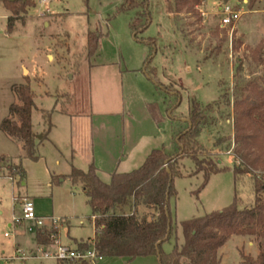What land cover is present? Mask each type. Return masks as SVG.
<instances>
[{
    "label": "rangeland",
    "instance_id": "obj_1",
    "mask_svg": "<svg viewBox=\"0 0 264 264\" xmlns=\"http://www.w3.org/2000/svg\"><path fill=\"white\" fill-rule=\"evenodd\" d=\"M40 1L31 0L33 5L22 13L25 22H17L10 33L7 24L11 12L0 3V126L15 100L12 85L25 83L27 78L35 93L34 130L40 135L48 131L43 111H49L61 143L66 141L65 117L57 109L81 110L93 97L104 105L112 101L117 104L119 98L114 89L118 87L128 118L116 120L107 129L111 148L119 151L123 137L132 132L138 138L146 136L142 144L152 141L155 148L175 154L178 152L176 133L188 127L187 121L182 123L179 119L189 117L192 101L196 100L205 118L197 140L202 148L219 158L225 170L212 174L201 188L203 173L191 175L195 169L192 158L188 155L181 158V173L174 177L177 197L172 201L179 228L164 243V250L171 252L176 242H184L180 226L184 220L221 210L235 201L240 209L254 206L252 176L241 175L236 179L233 171L234 165L243 163L241 154L236 152L234 103L245 96L250 82L264 88V0L246 3L245 0H170L172 12L168 10L167 0H147L149 24L145 30L141 27L145 19L140 17L144 8L122 10L125 0H49L50 11L45 16L40 15L45 10L40 8ZM227 4L242 9L243 15L223 26L219 8ZM89 31L100 34L97 53L91 57L86 51ZM149 39L155 40L154 46ZM159 82L166 91L158 86ZM178 92L180 97L174 95ZM147 101L152 125L144 120ZM72 102L74 105L69 106ZM151 106L155 107L158 119ZM50 130L47 138L39 142L37 154L41 157L36 160L27 157L23 164L27 187L19 183L14 190L10 179L0 178V242L6 247L5 255L0 250V264H57L55 258L45 256L44 249L54 253L59 245L71 239L78 245L88 241L81 239H88L94 233L89 219L91 207L81 185L68 177L61 181L56 176L70 171V157L65 144L58 150L46 141ZM258 136L250 152L258 161L255 173L264 178V133ZM0 153L15 157V147L1 128ZM4 157L1 164H7L8 175L18 179V175L12 174L13 168L10 169L17 163ZM26 190L38 216L59 219L57 224L46 223L43 227L57 228L59 234L51 235L52 243L39 245L37 249L36 232L28 228L30 221L24 222L17 236L9 226L14 215L23 216L22 205L14 196L18 191L26 194ZM144 210L147 214L148 209ZM121 211L116 208V212ZM64 218L71 220L70 226V221ZM253 226L254 235H233L219 249V264H247L244 255L256 259L264 251V222ZM15 238L21 243L22 255L11 254L10 245ZM31 249L36 256H31ZM97 264L160 263L157 256L151 255L133 260L104 257Z\"/></svg>",
    "mask_w": 264,
    "mask_h": 264
},
{
    "label": "trees",
    "instance_id": "obj_2",
    "mask_svg": "<svg viewBox=\"0 0 264 264\" xmlns=\"http://www.w3.org/2000/svg\"><path fill=\"white\" fill-rule=\"evenodd\" d=\"M167 2L168 10L172 12L170 0ZM0 3L11 12L7 24L9 33L17 22H25L22 13L28 6L33 5L31 0H0ZM146 4L147 0H125L121 7L122 10L144 8V12L140 14V17L145 19L141 22L143 30L149 24ZM99 38L100 34L97 32H88L86 51L89 57L97 52ZM149 43L154 46L155 40L149 39ZM79 64L80 62H77V66ZM25 80V83L12 85L15 101L10 105L9 116L2 120L0 128L6 135L23 144L27 157L36 160L38 144L32 124L35 93L31 88L30 79ZM158 84L166 91L160 82ZM174 95L180 97L179 92ZM151 108L153 115L158 119L155 107ZM61 110L66 112L64 108ZM234 111L236 152L241 154L243 163L234 165L233 171L236 179L241 175L252 176L254 206L240 209L235 201L221 210L184 220L180 223L184 242H176L171 252L164 250V243L169 241L179 228L172 201L177 197L174 177L181 173V158L184 155L192 158L195 169L191 175L203 173L204 182L201 188L206 185L212 174L225 170L219 158L202 148L197 140L204 129L205 118L200 104L193 100L190 115L186 120L188 127L181 129L175 136L177 153L170 155L162 148L154 149L142 166L127 173L115 172L109 183L101 180L94 164L86 171L74 167L69 175L59 176L62 181L68 177L74 184L80 181L84 183L88 203L97 215V231L94 238L78 243V249L84 251L93 246L100 256L128 260L155 255L160 264H219V249L231 236L254 235L256 230L253 225L264 222V178L255 173L254 167L258 161L252 157L250 150L259 137L258 134L264 133V88L255 81L250 82L246 87L245 96L234 103ZM43 118L49 126V131L52 127L51 113L44 110ZM48 131L43 134L42 140L47 138ZM4 160L5 157L0 156V166ZM12 168V174L18 175V183H21L26 177L24 168L21 164H13L10 166L11 171ZM118 207L121 212H116ZM141 207L148 209V213L140 212ZM53 234H59L57 228L38 229V244L47 246L52 243ZM243 257L247 264H264V251H261L256 259L246 255Z\"/></svg>",
    "mask_w": 264,
    "mask_h": 264
},
{
    "label": "crops",
    "instance_id": "obj_3",
    "mask_svg": "<svg viewBox=\"0 0 264 264\" xmlns=\"http://www.w3.org/2000/svg\"><path fill=\"white\" fill-rule=\"evenodd\" d=\"M51 1H49L46 4L40 3V8L45 9V10H42L40 12L41 16H45L46 11L47 12L50 11V5L49 4ZM244 2L246 3L247 0H245ZM241 11H242V9H241ZM242 15H243V11H242ZM9 16H10V14L8 15V17ZM24 67H26V66L23 65V68ZM30 75H31V71H30ZM114 92L115 93L117 92V94H118L119 101L117 104H114L112 101L110 104L104 105V104H101L99 101H97V99H95L93 97V98H90V101L88 99L86 106L81 110L68 109L67 108L66 112H63L61 109H57V112L59 113V115H61V117H63V116L65 117V120H63L64 121L63 129L65 130L64 133H65L66 141H65V143H61V141H60L61 137H59L60 135L57 134V132L55 133V131L58 129L56 124H53V127L50 130L48 139L46 141L51 143V145L56 147L58 150L60 147L63 148V146H64L63 144H65L66 148H68L66 151L70 157L68 159L69 160L68 162L70 164L71 169L68 173L59 174V175L54 174V175H56V176L69 175L74 167L86 171V170H88V168L91 164H94L97 168V174L101 178V180H103L106 183H109L112 179V175L115 172L127 173V172H131V171L139 168L140 166L143 165V163L145 162L148 155L152 152V150L157 149V148H155L156 145H154L152 143V141H147V142L142 144L143 137H146V136L138 138L137 135L135 133H132V132H129L127 134V136L123 137L119 151L118 150L114 151L115 149L111 148L110 144L108 143L107 136H106L107 129L110 127L112 128L113 122H115L116 120L118 121L119 119L123 118L124 121L125 120L127 121V118H128L125 116V113H126L125 105L123 107L121 104V99H120V96L122 94V93H120V92H122L121 88L118 89V87H117V90L115 91V89H114ZM98 100H99V98H98ZM73 102H74V100H73ZM73 102L71 104L69 103L70 104L69 106L74 105ZM145 105L147 106V108H146L147 110L145 109V114H144L145 119L144 120L147 122V124L152 125L151 123H153L152 122L153 116L151 115V113L149 112V109H148L149 102L147 101L145 103ZM186 120L187 119L184 117L179 119V121H181L182 123H184V121H186ZM33 130H34V126H33ZM34 132H35L36 137H37V144H39L40 140L42 139V138H39V136H43V135L42 134L40 135L39 131L34 130ZM2 133L5 135L6 139H8V142L11 143L15 147V153H14L15 157L5 155L3 153H0V156L1 155L7 156V157H9L10 161L16 162L17 164H21L22 167L24 168L23 164L25 163L27 156L25 154L23 144L21 142L15 140V139L9 137L3 131H2ZM40 144H41V142H40ZM40 144L37 147V151L40 148ZM167 153L172 155L170 152H167ZM37 155H38V158L41 157L39 152ZM24 170L26 172L25 168H24ZM49 172H50L51 177H52L53 176L52 171L49 170ZM0 178L10 179L12 181V187L14 190H15L16 184H19L18 183L19 178L13 179L12 177H10L8 175L7 164H1V166H0ZM63 180H65V179H63ZM21 184L24 186V188L27 187V185H28L27 172H26V177L21 182ZM76 185H81L82 192L86 196L85 191H84V183L78 182ZM23 198H30L31 199V197L28 195V190H26V194L24 193L23 195L21 194V191H18L17 195L14 196V199L16 201H18V203H20L21 205H22ZM86 199H87V203H88L89 199L87 196H86ZM144 209L145 208H143V209L140 208V212L144 213V211H145ZM0 214H2V211H0ZM39 217L46 219V223L50 224V217H45V216H39ZM96 218H97V215H95L93 213V210L91 208V215H90L89 219H90V221L94 227V233L88 239H81V240H91L94 238L96 231H97V227L95 224ZM64 219H68V218H64ZM68 220L70 221V224H69V226H70L71 220L70 219H68ZM25 221L26 220H24L22 218V216H15L14 215L12 222L9 223V226L14 228V232L16 234V233H18V229L20 227L21 228L23 227ZM26 222H29V221H26ZM30 222L32 224L29 225L28 228H29V231H31V232L35 231L36 232L35 239H36V249H37V246H39V244L37 242V229L34 227V223L32 221H30ZM81 224H83V221H81ZM62 227H61V229H62ZM60 235H61V231H60ZM16 236H17V234H16ZM74 239H77V238H74ZM59 241H60V239H59ZM60 243H61V241H60ZM64 245H71V247H77V244L73 241V239H71L69 241V243L64 244ZM10 247H11V254L14 255L16 253V255H22L21 243L18 240V238L14 239V241H13V243H11ZM0 250L2 252L1 253L2 256L6 254V247H5L4 243L0 242ZM30 252H32V253H30L31 256H33V255L36 256L34 254L33 249H31ZM103 259H104V257L101 260H103ZM124 259H126V258H124ZM57 264H77V263L72 262V261L66 262V261H58L57 260Z\"/></svg>",
    "mask_w": 264,
    "mask_h": 264
},
{
    "label": "built area",
    "instance_id": "obj_4",
    "mask_svg": "<svg viewBox=\"0 0 264 264\" xmlns=\"http://www.w3.org/2000/svg\"><path fill=\"white\" fill-rule=\"evenodd\" d=\"M49 0H41V4L48 3ZM220 13L223 15L222 25H230L233 21H237L242 16L241 10H236L232 5H224L220 7ZM22 218L26 221H32L34 227L38 230L46 226V219L39 217L36 214L35 206L30 198H24L22 203ZM59 219L50 218L52 225L57 224ZM52 236H55L54 234ZM42 251V250H41ZM46 257H53L59 261H72V262H88L89 264H97L103 256H100L95 248L91 246L87 250L78 249V247H71L69 245H59L54 253H48L44 250Z\"/></svg>",
    "mask_w": 264,
    "mask_h": 264
},
{
    "label": "water",
    "instance_id": "obj_5",
    "mask_svg": "<svg viewBox=\"0 0 264 264\" xmlns=\"http://www.w3.org/2000/svg\"><path fill=\"white\" fill-rule=\"evenodd\" d=\"M11 1H18V0H11ZM22 1H26V0H22ZM39 138H42V136H39ZM168 171L170 172L169 169H168Z\"/></svg>",
    "mask_w": 264,
    "mask_h": 264
}]
</instances>
